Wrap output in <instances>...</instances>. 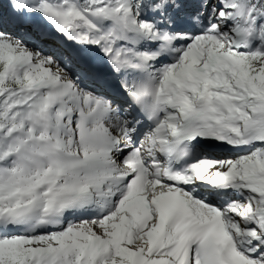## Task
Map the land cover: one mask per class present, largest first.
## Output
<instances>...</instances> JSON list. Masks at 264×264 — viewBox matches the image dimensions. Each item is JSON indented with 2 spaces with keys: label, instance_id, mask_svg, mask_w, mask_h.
I'll return each instance as SVG.
<instances>
[{
  "label": "snow or ice",
  "instance_id": "6c2138e0",
  "mask_svg": "<svg viewBox=\"0 0 264 264\" xmlns=\"http://www.w3.org/2000/svg\"><path fill=\"white\" fill-rule=\"evenodd\" d=\"M0 264H264V0H0Z\"/></svg>",
  "mask_w": 264,
  "mask_h": 264
}]
</instances>
